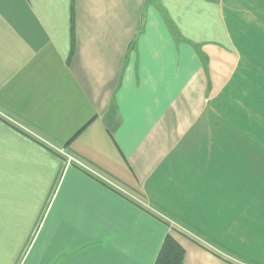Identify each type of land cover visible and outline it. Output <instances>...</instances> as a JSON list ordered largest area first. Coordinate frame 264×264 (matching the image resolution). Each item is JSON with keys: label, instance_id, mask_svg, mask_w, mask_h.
Wrapping results in <instances>:
<instances>
[{"label": "crops", "instance_id": "0c3cea01", "mask_svg": "<svg viewBox=\"0 0 264 264\" xmlns=\"http://www.w3.org/2000/svg\"><path fill=\"white\" fill-rule=\"evenodd\" d=\"M169 233L264 264V0H0V264H155Z\"/></svg>", "mask_w": 264, "mask_h": 264}, {"label": "trees", "instance_id": "16d2710c", "mask_svg": "<svg viewBox=\"0 0 264 264\" xmlns=\"http://www.w3.org/2000/svg\"><path fill=\"white\" fill-rule=\"evenodd\" d=\"M155 264H185V249L172 234L166 236Z\"/></svg>", "mask_w": 264, "mask_h": 264}, {"label": "built area", "instance_id": "2783aa9c", "mask_svg": "<svg viewBox=\"0 0 264 264\" xmlns=\"http://www.w3.org/2000/svg\"><path fill=\"white\" fill-rule=\"evenodd\" d=\"M72 159V158H71Z\"/></svg>", "mask_w": 264, "mask_h": 264}]
</instances>
